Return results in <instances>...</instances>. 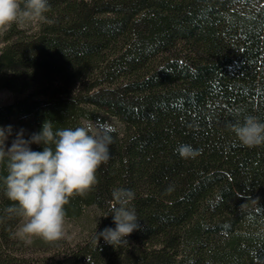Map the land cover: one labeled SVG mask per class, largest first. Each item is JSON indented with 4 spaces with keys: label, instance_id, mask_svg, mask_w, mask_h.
I'll use <instances>...</instances> for the list:
<instances>
[{
    "label": "trees",
    "instance_id": "obj_1",
    "mask_svg": "<svg viewBox=\"0 0 264 264\" xmlns=\"http://www.w3.org/2000/svg\"><path fill=\"white\" fill-rule=\"evenodd\" d=\"M36 34L12 29L0 54V126L29 117L36 133L110 117L111 158L66 217L99 224L59 258L23 256V218L7 210L0 163V264H264V145L231 126L264 122V0H49ZM188 145L195 156L183 157ZM54 147V145H53ZM38 144L35 151H43ZM131 190L138 230L113 246L114 192Z\"/></svg>",
    "mask_w": 264,
    "mask_h": 264
},
{
    "label": "clouds",
    "instance_id": "obj_2",
    "mask_svg": "<svg viewBox=\"0 0 264 264\" xmlns=\"http://www.w3.org/2000/svg\"><path fill=\"white\" fill-rule=\"evenodd\" d=\"M49 11V0H0V28L26 20L51 23L46 16ZM111 131L114 129L109 127L93 132V125L88 124L54 132L52 122L46 121L29 139H24L21 129L11 147L6 148L12 127H0V163L7 160L5 195L15 202L7 211L25 220L21 235L37 236L46 242L64 236L65 206L71 198L87 195L98 184L97 171L111 158ZM231 131L245 147L264 145V122L256 116L233 124ZM31 144H43V151L31 150ZM196 151L188 145L179 148L183 157L195 156ZM134 196L128 189L114 192L116 203L111 214L115 228L95 233V243L101 237L115 247L128 243L126 238L140 227L135 209L130 207Z\"/></svg>",
    "mask_w": 264,
    "mask_h": 264
},
{
    "label": "rangeland",
    "instance_id": "obj_3",
    "mask_svg": "<svg viewBox=\"0 0 264 264\" xmlns=\"http://www.w3.org/2000/svg\"><path fill=\"white\" fill-rule=\"evenodd\" d=\"M42 21L26 20L14 23L11 26L0 28V54L7 45L12 29L21 30L26 34H36L40 30ZM16 95L7 90L0 91V108L12 104L16 101ZM83 124L93 125V132L106 130L113 127H120V123L110 117L103 120H84ZM12 127V135L5 142L6 148L11 147L12 141L16 138V133L21 129L24 130V139H29L33 133H36L31 118H12L10 122L0 127ZM38 144H31V150L35 151ZM99 215L95 209L87 210L81 217L76 219L65 218L64 236L53 242H46L37 236H24L20 234V228L25 220L21 222L17 230V238L22 244V253L24 258L37 262L53 258H59L68 251L84 244L99 224Z\"/></svg>",
    "mask_w": 264,
    "mask_h": 264
}]
</instances>
